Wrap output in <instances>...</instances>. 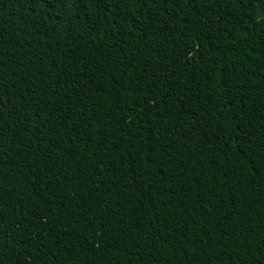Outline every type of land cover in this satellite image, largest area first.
<instances>
[{
    "label": "trees",
    "instance_id": "1",
    "mask_svg": "<svg viewBox=\"0 0 264 264\" xmlns=\"http://www.w3.org/2000/svg\"><path fill=\"white\" fill-rule=\"evenodd\" d=\"M0 264H264V0H0Z\"/></svg>",
    "mask_w": 264,
    "mask_h": 264
},
{
    "label": "snow or ice",
    "instance_id": "2",
    "mask_svg": "<svg viewBox=\"0 0 264 264\" xmlns=\"http://www.w3.org/2000/svg\"><path fill=\"white\" fill-rule=\"evenodd\" d=\"M197 3V0H190V4L195 5ZM0 221L6 222V217L2 212H0Z\"/></svg>",
    "mask_w": 264,
    "mask_h": 264
}]
</instances>
